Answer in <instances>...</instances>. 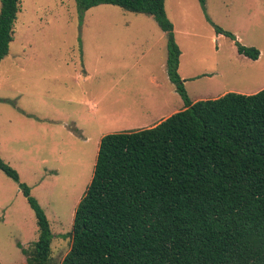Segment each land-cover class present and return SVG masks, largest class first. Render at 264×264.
Wrapping results in <instances>:
<instances>
[{
    "label": "rangeland",
    "instance_id": "rangeland-1",
    "mask_svg": "<svg viewBox=\"0 0 264 264\" xmlns=\"http://www.w3.org/2000/svg\"><path fill=\"white\" fill-rule=\"evenodd\" d=\"M1 7V1H0ZM15 39L0 64V156L31 188L50 221L52 264L71 251L74 217L101 140L153 128L184 109L167 72L168 36L147 15L75 0H21ZM193 102L264 89V0H167ZM211 21L257 48L253 61ZM39 237L17 183L0 171V264H26L17 244Z\"/></svg>",
    "mask_w": 264,
    "mask_h": 264
},
{
    "label": "trees",
    "instance_id": "trees-1",
    "mask_svg": "<svg viewBox=\"0 0 264 264\" xmlns=\"http://www.w3.org/2000/svg\"><path fill=\"white\" fill-rule=\"evenodd\" d=\"M0 64L15 39L21 0H0ZM167 0H75L80 14L101 5L152 17L168 36L167 72L184 109L153 128L102 138L94 175L76 209L62 264H264V89L193 102L179 74L181 50ZM204 11L206 0H198ZM239 55L255 47L215 25ZM0 102H5L0 98ZM35 214L39 237L17 244L26 264H52L45 210L0 156Z\"/></svg>",
    "mask_w": 264,
    "mask_h": 264
},
{
    "label": "crops",
    "instance_id": "crops-1",
    "mask_svg": "<svg viewBox=\"0 0 264 264\" xmlns=\"http://www.w3.org/2000/svg\"><path fill=\"white\" fill-rule=\"evenodd\" d=\"M261 56V55H260ZM258 61V60H257Z\"/></svg>",
    "mask_w": 264,
    "mask_h": 264
}]
</instances>
